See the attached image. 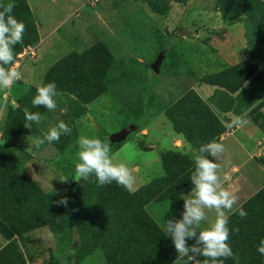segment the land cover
Masks as SVG:
<instances>
[{
    "label": "rangeland",
    "instance_id": "374dc122",
    "mask_svg": "<svg viewBox=\"0 0 264 264\" xmlns=\"http://www.w3.org/2000/svg\"><path fill=\"white\" fill-rule=\"evenodd\" d=\"M25 1L31 13L36 41L37 39L38 41L35 46H31L32 50L29 51L30 47H27L25 51L19 53L15 65L9 66H18L22 79L19 80L20 82L13 83L8 89H0V105L3 111L0 128L7 106H18V102L11 103L10 100H16L21 95L24 98L26 92L29 94L30 89L42 84L50 70L54 69V75L50 81L55 82L57 88L66 90L70 83L68 80L74 81L72 78H74L73 73L77 71V54L89 49L95 43L102 42L108 48L116 65L109 67L107 90L85 105L82 104L79 107L73 102L72 104L60 91L56 99H62L60 102L57 101L58 106L55 111L50 112L43 106L34 107L32 105L34 94L31 95L30 101L21 105L20 111L23 117L13 123L12 134L33 131L30 133L33 135L22 134L16 141L21 149L29 152V155L19 157V170L26 177L35 180L41 190L49 196L51 202L60 200L68 192L70 182L73 185L78 183L72 180L74 159L77 141L80 135L84 134L89 137H98L110 145L113 161L125 163L135 177L131 191L137 189L134 199L132 197L134 192L125 190L124 187L122 189L115 182L100 186L95 176L85 181L86 190L93 193L90 202H87V205H93L90 210L91 221L99 224L101 215L107 217L112 236L101 234L93 253L78 257L72 245H76L80 239H83V233L79 237L80 231L77 227L65 228L61 233L62 237L65 239L70 233L72 245L68 242L64 244V247L52 246L50 263L141 264L142 260L137 257V250L133 249L132 245L127 246L129 250H126V248L117 247L116 243L119 242L113 243V239L122 238L119 227L125 224L129 229L124 228L127 233L135 231L132 235L133 239L153 240L155 237L151 232L147 234L143 231V227L145 228L149 222L141 209L145 213L148 211L161 225L164 223L166 214H170L168 200L156 202L152 198V202L145 207L143 203L145 204L153 193L148 192L146 197L140 193L145 186L152 187L153 183L157 184L156 181L160 179L158 177L166 176L167 173L162 167L160 153L165 154L169 152L167 149L171 148L168 132L172 125L165 117V110L193 85L204 100H208L218 86H229L227 80L222 78L218 71L222 69L212 68L209 64L202 66L195 64L198 60L196 56L200 53L206 56L208 51L199 50V46L195 47L191 39L197 41L198 38L195 35H202L201 39L212 35L218 42L220 37H226L237 29V45L241 42L240 51H244L237 58L232 56L223 58L226 64L223 66L226 68L228 66L227 70L234 71L235 66L241 64L250 55L251 48L244 34L245 19L238 17L237 25L225 24L216 0ZM7 3L9 1L0 0V5ZM183 29L190 31V34L177 33ZM232 35L234 36V33ZM228 41L236 46L232 40ZM259 49L264 51V42L260 43ZM195 50H199L198 54ZM235 51L237 50L233 52ZM157 60H159L158 70L155 71L151 68V64ZM186 60L188 64L185 65ZM215 64V66L221 65L220 61ZM249 65L253 69L256 64L250 62ZM78 73L79 69L76 75ZM22 82L24 85L21 84ZM207 82L209 84H206ZM25 107L32 112H39L44 117L41 124L33 123L31 129L24 126L26 121L23 109ZM81 110L82 113H80ZM256 114H264V98L243 117L251 121L250 117ZM59 120H63L71 127V134L62 135L59 141L51 144L46 142L40 148H36L35 141L42 138L48 128L54 126ZM129 123H134L141 128L146 127L148 134L143 135L140 129L131 131ZM226 126H224L225 129H227ZM124 129H128L127 132L130 129L127 137L117 144L111 143L109 137ZM255 130L256 134L262 135L258 128ZM230 131L231 128L228 127V132ZM236 133L238 136L242 134V131L237 130L227 135V141L231 140ZM69 138L72 140L67 142ZM3 141L0 132V142ZM152 144L156 147H150ZM253 157L258 159L257 164L263 165L264 170V152H257L256 149ZM234 158H236L234 160L236 165L240 166L246 154L236 155ZM241 168L244 167L241 166ZM253 169L256 174L260 173L257 167ZM61 179L67 180L61 181ZM153 188H155L154 185ZM100 190H103L104 194L99 195ZM66 221L67 219L59 214L54 224L59 227ZM138 227L141 229L140 233L137 232ZM54 234H56L55 231L51 230L50 236L53 235L54 243L57 244ZM123 235L127 234L123 233ZM74 241L77 242L73 243Z\"/></svg>",
    "mask_w": 264,
    "mask_h": 264
},
{
    "label": "trees",
    "instance_id": "16d2710c",
    "mask_svg": "<svg viewBox=\"0 0 264 264\" xmlns=\"http://www.w3.org/2000/svg\"><path fill=\"white\" fill-rule=\"evenodd\" d=\"M7 1L16 5L12 15L26 26L22 43L14 46L16 61L17 55L25 48L35 46L38 39L36 41L35 26L31 20V13L26 1ZM216 5L223 16L230 14L235 18L243 17L245 19L243 23L244 34L251 50L248 58L241 64L236 65L234 71H229L226 68L219 72L222 78L227 80L229 86H218L208 97V103L204 102L195 91L189 90V92L187 91L180 98L174 100L165 110L166 116L173 123L175 130L185 137L195 150L196 155L199 154L198 149L201 145L216 141L225 131V125L217 117L215 110L230 111L240 117L247 114L264 98V51L259 49L260 43L264 42V1L216 0ZM77 55L76 70L78 71L79 69V73L77 75V71L73 73L74 78L72 79L74 81L68 80L70 83L67 85L66 90L57 89L63 93L66 100L80 107L82 104L85 105L91 102L107 90L108 70H110V66L113 65L114 67L116 62L111 52L102 42L95 43L89 49ZM250 62L256 64L255 68L252 69L250 65L248 66ZM232 74H234L235 78H233ZM52 75H54V69L45 75L46 78H44L42 84L51 82ZM33 94H36V88L30 89L29 94L26 92L24 98L22 95L17 98L18 106L16 108L11 105L7 106L0 128L1 138L4 140L2 143L0 142V210L6 212L7 216L5 215V219H13L19 225L24 226V228L30 227V225L33 227L49 225L51 230L55 231L59 236L65 228L77 227V230L80 231L79 237L83 233V239H80L76 245L71 244L72 236H70V233H68L67 239H63L62 234L59 239L61 245L69 242L76 249V255L81 257L95 249V244L99 242L101 234L112 236L111 228L107 223V217L103 215L99 217L101 219L99 224L91 221L90 210L93 205H87V202H90L89 200L93 197V193L86 190L84 180L74 185L71 182L69 183V190L64 195L68 197V205L65 207L56 203L59 200L51 202L49 196L41 190L39 184L23 175L19 170V157L29 155V152L21 149L16 141L22 134L33 135L30 134L33 131H23L21 134L18 132L13 135V123L23 117L20 107L30 101ZM61 99L56 100L60 102ZM80 113H82V110ZM251 118L264 134V114H256L251 116ZM71 140L72 138H69L67 142ZM163 157L165 158L164 169L167 172L166 176L158 179L156 181L157 184L153 183L155 188H153V185L152 187L145 186L144 190L140 192L145 197L148 192L153 193V196L150 194L151 197L145 201V204L151 201L152 198L158 201L168 197L175 191L174 188L180 186L183 183L182 180L191 175L194 170L190 159L179 152L169 151ZM180 177L182 178L181 181L177 182L176 179ZM120 187L123 189L122 186ZM134 193L130 194H133L132 197L135 199L137 191ZM101 194H104L103 190H100L99 195ZM145 204L143 203L144 206ZM240 206L243 207L247 215L241 218L238 213H232L229 215L228 225L231 231L228 243L236 259H224L223 264H264V256L257 251V245L261 239H264V186ZM130 208L134 209L133 207ZM141 211L149 222L145 228L143 227L144 233H152L156 240L138 241L137 238L133 239L132 235L135 231L127 233L129 229H127L125 224H122L119 227L122 238L119 240L113 239V243L118 241L119 243H116L117 247H123L126 250H129L127 246L132 245L133 249L137 250V257L142 260L141 264H151L150 261L155 256L152 250V243L154 240L159 241V232H156V224L151 216L142 209ZM59 214L64 216L67 221L63 226L60 224L58 227L55 224ZM236 228L239 230L235 231L234 229ZM137 232H141L139 227ZM155 232L156 235L154 234ZM123 233L127 235H123ZM160 243L162 244V255L167 256L170 251L167 241H160ZM78 257L77 259H79Z\"/></svg>",
    "mask_w": 264,
    "mask_h": 264
},
{
    "label": "clouds",
    "instance_id": "9594fccd",
    "mask_svg": "<svg viewBox=\"0 0 264 264\" xmlns=\"http://www.w3.org/2000/svg\"><path fill=\"white\" fill-rule=\"evenodd\" d=\"M15 6L12 2L0 5V89H8L22 79L18 66L6 67L15 65L14 46L22 43L26 30L25 24L12 15ZM59 95L55 82L37 85L32 105L43 106L50 112L55 111L58 106L56 97ZM23 112L26 121L24 126L28 129L32 128L33 123L39 125L44 120L39 112H32L27 107ZM247 122L245 117L240 116L227 127H240ZM71 132V127L59 120L48 128L42 138L35 141V147L40 148L46 142L51 144L59 141L62 135H70ZM198 152L193 158L194 170L190 175L192 186L187 194L180 195L184 202L181 218L164 219L162 231L165 236L171 237L177 257L183 264H223L224 259H236L228 243L231 235L228 226L229 213H238L241 218L247 213L242 206H237L236 194L221 186L219 165L215 161L224 152L223 144L210 141L201 145ZM92 176H95L100 186L115 182L129 191L135 183L129 167L125 163L113 161L112 149L108 143L98 137L81 134L77 141L72 180L80 183ZM56 203L67 207L68 197L62 196ZM206 210H214L215 213L214 220L207 224ZM189 240L193 241L191 245ZM257 251L264 256V239L257 245Z\"/></svg>",
    "mask_w": 264,
    "mask_h": 264
},
{
    "label": "crops",
    "instance_id": "0c3cea01",
    "mask_svg": "<svg viewBox=\"0 0 264 264\" xmlns=\"http://www.w3.org/2000/svg\"><path fill=\"white\" fill-rule=\"evenodd\" d=\"M221 17L225 22V24L232 23V25L233 24L237 25V18L233 17L232 15L229 14L227 16H223L221 14ZM236 30L232 32V34L234 33V36L232 34H227L226 37L225 36H223V38L220 37V39H218V42H217V38L212 35L209 36L205 35L206 37H204V39H201L202 35L200 36L195 35V37L198 38V40L196 41L191 39V41L195 44V47L199 46V50L205 49L208 51V53H206V56H203V53H200L199 56H196L198 57L199 61L197 60L195 64L199 66L209 64L212 66V68H218L222 70L226 69V67L223 66V64H225V60H223V58L225 56L228 57L232 56L237 58L241 55V52L244 51V50L240 51L241 42L238 43L237 45ZM187 34H190V31L187 30ZM228 40H232L233 42H235L236 46L233 45V43L229 42ZM199 42H202L203 44H198ZM233 49L237 51L233 52L234 51ZM199 50H195V53L198 54ZM196 57L194 58L195 60L197 59ZM218 61H220L221 65L215 66L216 65L215 63ZM184 64L185 65L188 64L187 60L184 61ZM222 70H218V71L220 72ZM23 79L27 80L28 78H23ZM21 84L24 85L23 82ZM206 84L209 83L207 82ZM194 87H195L194 85L191 86L189 90L195 91L204 102L208 103V100H204L201 97L200 92L195 90ZM187 91H185V93ZM10 102L17 103V99L10 100ZM12 107L16 108V106H12ZM2 112L3 111L1 106L0 118ZM215 114L225 126L226 124L231 123V121L237 117L230 111L223 112V111L215 110ZM165 117L167 118L166 115ZM250 119L251 121L249 120V118L247 119L248 122L246 125L240 127H231L230 132H228V127L226 126L227 129H225V131L215 141L218 143H222L224 146L223 154L217 161H215L219 165L218 175L220 176L221 186L236 194V196L238 197L237 206L242 205L247 199H249L264 185V170L262 168L263 165L259 164L260 165L259 166L257 164L258 159L253 157L256 149L257 152H261V153L264 152V134L262 132H261L262 133L261 136L259 134H256L255 128L259 129V127L254 123L251 117ZM169 122L172 125L171 130H169L168 132L171 148L167 150L177 153L179 152L181 153V155H186V157L190 159L191 165L194 166L193 158L196 155L195 150L191 147L190 143L185 139V137L181 133L175 130L171 120H169ZM129 127H131V131L133 132L136 129H140V133H142L143 135L148 134V129L146 127L141 128L140 126L134 123L130 124ZM237 130H241L242 134L237 136L236 133L235 136L232 135L233 137L231 140L227 141L226 136L229 134L230 135L233 134V132ZM129 133H130V129L127 132L125 138ZM150 147H156V146L152 144L150 145ZM244 153L246 154V158L242 161L241 163L242 165L240 166L236 165V163L234 162L236 158L234 157L236 155L240 156L241 154ZM163 155L164 153H160L161 164L162 167L164 168L165 158L163 157ZM249 164L251 165L248 166ZM241 166H243L244 168H241ZM254 167H257V169L260 172L259 173L260 175L256 174V171L253 169ZM158 178H162V177H158ZM181 179H182L181 177L177 178L176 181L177 182L181 181ZM257 179L261 181H258ZM182 181L183 183L180 186H176L174 188L175 191L172 194H170L166 198L158 200L160 202L168 200L170 203V207H169L170 214H166V217H164L165 220L173 217L177 219L181 218L184 202L183 199L180 197V195L181 193L187 194L192 186L190 181V175L185 177ZM136 190L130 192H135ZM151 202L152 200L149 201V203H147L145 207ZM231 214L232 213H229V215ZM5 215L7 216L6 212L0 210V264H51L50 263L51 247L52 246H56L57 248H60V246L64 247V245H61L60 243L59 235L54 234L57 240L56 241L57 244H55L53 235L50 236L51 229L49 225H40L36 227L30 225V227L24 228V226L19 225L17 221L13 219L10 218L8 220L5 219L4 218ZM206 215L208 217V220L205 221V224H207L209 221L214 220L215 217L214 210L211 211L206 210ZM149 216H151V214H149ZM153 220L156 224V228H157L156 232L157 233L159 232L158 238L160 239L159 241H155L156 240L155 239L154 242L152 243V250L155 256L152 257L150 261L151 264H183V261L177 257L178 254L174 248L171 237L165 236V233L162 231V225L158 221H156V219ZM156 232L154 233L155 235ZM160 241L162 242L167 241L168 243V247L170 251L167 256L162 255V250H161L162 244L160 243ZM76 242L74 241L73 243ZM188 243L191 245L193 241L189 240Z\"/></svg>",
    "mask_w": 264,
    "mask_h": 264
},
{
    "label": "water",
    "instance_id": "95a60500",
    "mask_svg": "<svg viewBox=\"0 0 264 264\" xmlns=\"http://www.w3.org/2000/svg\"><path fill=\"white\" fill-rule=\"evenodd\" d=\"M177 33L180 34V35H184V34H187V30L186 29L179 30ZM158 64H159V60H157L154 63H152L151 64V68L153 70L157 71L158 70V67H157ZM126 134H127V129H124V130H122L120 132H117L115 134H112L109 137V140H110L111 143L121 142L125 138Z\"/></svg>",
    "mask_w": 264,
    "mask_h": 264
},
{
    "label": "built area",
    "instance_id": "2783aa9c",
    "mask_svg": "<svg viewBox=\"0 0 264 264\" xmlns=\"http://www.w3.org/2000/svg\"><path fill=\"white\" fill-rule=\"evenodd\" d=\"M30 50H32V49H31V48H29V51H30ZM24 51H25V49H24Z\"/></svg>",
    "mask_w": 264,
    "mask_h": 264
}]
</instances>
